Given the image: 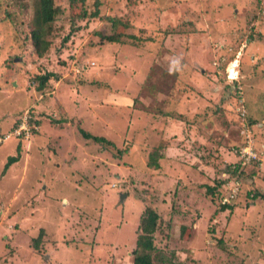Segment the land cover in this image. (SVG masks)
Instances as JSON below:
<instances>
[{
	"label": "rangeland",
	"instance_id": "rangeland-1",
	"mask_svg": "<svg viewBox=\"0 0 264 264\" xmlns=\"http://www.w3.org/2000/svg\"><path fill=\"white\" fill-rule=\"evenodd\" d=\"M135 1L86 0L80 4L87 14L74 20L72 13L81 12L80 8L70 0H55L59 11L47 35L50 49L41 57L36 55L39 67L32 65L35 61L29 58L22 72L5 66L4 60L10 54H19L21 46L11 33L4 36L0 29V128L4 129L2 132L8 130L21 111V126L24 125L19 131L30 129L32 125L26 119L30 120L32 112L40 122H32L39 128V138H30L29 147L21 148L23 157L6 171L10 177L2 184L6 190L2 198L16 193L17 199L11 196L0 210V264H112L110 257L119 262L136 246L137 225L148 205L164 217L163 231L154 235V256L158 257L163 250L176 252V261L168 258L161 262L158 258V264L187 263L190 257L183 254L185 247L195 250L196 259H189L190 264H238L239 260L233 261L234 256L246 259L244 264H264V258H258L262 249L264 252V197H255L251 202L244 198L235 211L220 209L221 212L220 203L207 192L205 184L222 192L223 203L227 187L225 190V185L215 184V180L229 177L220 170L232 158L215 159L220 164L217 169L214 157L208 156L200 148L201 142L194 139L197 132L207 138L212 136V147L218 146L223 155L230 156L228 148H241L234 145L241 132L253 131L255 139L248 136V145L254 146L257 139L259 146L264 147V0ZM95 11L98 13L94 14ZM118 16L128 19L129 26L115 28L109 18ZM185 19L186 26L193 22L200 31L191 32L188 39L178 42V32L186 28L179 25ZM10 26L7 24L6 29L13 33ZM116 32L124 33L120 42L105 39ZM22 60L15 57L14 63L20 65ZM235 60L237 79H232L228 77L229 67ZM174 65L177 68L168 73L166 84L159 83L163 91H157L159 99L171 92L176 99L172 106L189 119L195 110L218 104L217 114L221 118L193 124L171 120L161 137L150 125L151 119L155 120L153 112L144 111L143 104L136 105L132 94L139 91L141 83H149V74L154 79L161 78L165 68L171 70ZM45 70L60 77L39 92L31 75ZM183 81L192 87H183ZM105 83L112 85L111 89ZM173 86L186 88L189 99L176 98ZM235 94H240L238 100L243 99L247 108H252V117L256 119L253 130L249 122H245L246 127L237 125L241 116L236 114ZM139 98L147 105L151 95ZM186 107L191 114L185 112ZM57 117L61 124L53 121ZM79 125L113 141V145L84 138ZM188 134H192L194 145L191 139L180 144L178 141ZM169 138H174L179 147L163 153L159 169L138 177L147 191L144 205L142 199H132L130 188L113 193L108 176L119 186L129 170L134 173L127 163L132 161L115 157L118 148L130 145L126 155L136 160L134 168L147 173L149 169L142 161H148L149 151L156 144L170 141ZM16 143L14 137L4 143L6 154L17 153ZM241 157L250 161L245 154ZM109 165L112 169L106 168ZM261 178L264 170H259L253 181ZM179 180L184 183L179 185ZM175 186L183 190L182 195L177 193L178 197L188 202L178 204L180 208L194 216V210L203 213L187 229L185 238L191 239L183 248L181 241H173L177 233L170 235L169 240L166 238V220L172 215ZM246 186L251 188L249 182ZM60 197L65 200L58 201ZM213 212L219 214L209 220ZM17 224L20 226L16 229ZM97 226H102V234L95 233ZM38 236L37 244L32 238ZM210 236L223 240L217 242ZM74 242L80 249H73ZM230 249L231 256L227 251Z\"/></svg>",
	"mask_w": 264,
	"mask_h": 264
},
{
	"label": "trees",
	"instance_id": "trees-1",
	"mask_svg": "<svg viewBox=\"0 0 264 264\" xmlns=\"http://www.w3.org/2000/svg\"><path fill=\"white\" fill-rule=\"evenodd\" d=\"M85 1L86 0H70V2L73 3L74 7L80 8L81 10V12L80 11L73 12L72 19L75 20L76 18L84 17L87 14L86 9L81 6V4L83 5ZM137 2H139V0L135 1V3ZM96 3L98 4V1ZM58 11H59V8L55 6V0H0V29L2 30V34L4 36H7L11 33V37L13 38L15 37L18 41V44L21 46V51L19 52V54H15L14 56L10 54L9 58L4 60V63H7L5 66L9 68L10 67L14 68L16 73L22 72L23 70H25L24 67L28 64L27 59L30 58L35 61L34 63H32V65H36L37 67H39L40 62H38L39 60L36 58V55L38 57H41L45 55V53L50 49L51 43L50 41H47V35L50 34L51 27H52L51 24L56 19ZM97 13L98 11L94 12V14H97ZM109 19H111L112 24L115 28L119 25H123V27L129 26V23L127 22L128 19L124 18L123 16H118L114 18L110 17ZM7 24L12 25L10 27L12 28L13 33L12 31L6 29ZM185 24H187V19H185L182 23H180L179 26H186ZM194 25L195 24L192 22L191 26H186L185 29H181L180 30L181 33L178 32L179 35L181 34L180 38H178V42H180L181 40L183 41L184 39H188V35H190L189 33L200 31L197 28V26H194ZM123 35L124 33L122 32H116L113 35L106 36L105 39H107L110 42L111 41L120 42L121 37ZM69 37H70V34L69 36L65 38V40H67ZM261 38L262 36L260 37V39ZM0 46H2V44H0ZM0 56H1V52H0ZM15 57L23 58V60L19 63L20 65H18L16 62L14 63ZM185 58L186 57L182 55V58H181L182 61H185ZM163 67H164V64H163ZM176 68L177 66L175 65L172 66L171 70H168L169 68L168 69L165 68L161 78L156 77L154 79L153 76L149 74L148 75V77L150 76L149 83L148 84L141 83L139 91H137L135 94H132L136 105L140 106L143 104L147 108V109L146 108L144 109L142 107L144 111L153 112V115H154L153 118H155V120L151 119L150 125H154V130L158 131L161 134V137H163V135L165 136V131L167 129L166 124H170L171 120H179L185 124H193L199 121L201 123L206 122L208 118H216V119L221 118L220 115L217 114V111H218L217 109L219 108L218 104L211 106L209 108L207 106L206 109L204 110L202 109L195 110V114H193L191 116V119H189L188 118L189 116H187L186 113L182 114L177 111L176 107H174L175 104H174V101L172 100H176V99L172 96L171 92H169L166 97L163 96V99L162 98L159 99L160 97L159 95L157 96V91L159 90L163 92L162 88L159 87V83L161 82L163 84H166L164 80L165 78H169L170 74L168 73H171ZM215 72H218V70L217 71L215 70ZM205 73L208 74V71H205ZM59 77L60 76L56 72L45 70L43 73H39L38 71L35 72L33 75H31V80L35 82L36 90L40 92L46 88V86L52 79L59 80ZM220 78L224 79V77H220ZM81 82L83 83L82 80ZM105 86L108 89L109 88L111 89L112 87V85L108 83H105ZM182 86L183 87L187 86L188 89L192 87L189 84L185 83L184 81H183ZM173 87L175 88L174 91H176V96H175L176 98H178L181 101V99L184 96L185 98L187 96V98L189 99L188 97L189 93H188V90H186V88L181 89V88H177L176 86H173ZM199 93L202 94V91H200ZM146 94L151 95V100L150 99L147 100V102L150 100L148 104L146 103L147 105H145L139 98V96L141 95L145 96ZM165 95H166V92H165ZM202 96L206 97L205 93H203ZM238 96H241V95L240 94L234 95V99L238 105L236 114L241 116V119L237 121L239 122L237 125L239 127H246V125L244 126L245 122L247 123L249 122L248 125L250 126V129H252V127L254 126L253 122L256 120L255 118L252 117L253 110L252 108H249V106L247 108L246 102H243L242 104L238 100L239 99ZM211 100L212 99L210 98L209 102ZM168 105H171V106L174 105L172 106L174 108H171V107L168 108ZM61 111L62 110L59 109V113H62ZM185 112H187L188 115L191 114V113H188V112H191V110L187 107H186ZM19 113L21 116L23 111ZM210 113H212V115H209ZM31 115L32 117H30V120L28 118L26 119V123L32 125L30 129L27 131H25L26 129L24 131H21L22 126L24 124L21 126L22 120L20 116L14 120L12 126L8 130H5L2 132V130L4 129L0 128V170H1L0 184L1 185L3 184L4 181H6L10 177V176H7L6 171L13 164L18 162L21 157H23L21 148L25 146L29 147V144L31 142L30 138L32 137L39 138L40 131H39V128L35 126V124L39 125L40 122L39 120H37V117L33 118V115H34L33 112ZM259 120H262V119H259ZM53 121L58 124H61L62 122L61 118L59 117H57V119H54ZM32 122L35 123L34 126ZM69 122H73V121L69 120ZM79 126H80L79 129L81 131L80 133L84 136V138L93 140L95 142L99 141V142H102L103 144L107 142L106 145H110V146L113 145V141L107 138L105 139V137H100L98 135L92 134L90 131H88L81 125ZM19 129L21 130L19 131ZM252 132L253 131H251V133ZM13 137L17 140V143H16L18 145L16 148L17 153H15V155L6 154V152L3 149L4 147L3 145L6 141H9ZM252 137L255 138L253 135ZM169 139L170 141L168 140L165 143L166 145L156 144L154 148L151 151H149L148 156L146 155L148 161L147 160H145L146 162L142 161V165H144L145 167L149 169L147 173L141 168H134L136 166V160L129 158V155H126L127 151L129 150L130 145H126L124 149L118 148L116 151L117 153L115 157L120 158V159H122L121 157H124V159H128L129 161H132V163H129L125 160L129 165H131L134 173L130 172V170L127 172V174L124 173L126 174V178H123L124 176L122 177L121 179L122 181L120 182L119 186L116 184L115 179L110 178L111 176H108L109 181L112 182V183L110 182V184L112 185L111 188H114L113 193H116L117 191H120V190L130 188L131 189L130 196H132V199H142L143 205H144V202H146L147 200V191H146V188H144L143 184L141 186V182L138 179V177L140 176L145 177L147 176V174H150L153 171H156L157 169H159L161 167L160 159L163 157V153L179 147L178 143L175 142V140H173L174 138H169ZM187 139H191L193 141L192 134H188L185 138H182L179 141L178 140L177 141L180 144H183L185 140ZM194 139L197 140L198 142L199 141L201 142L200 148L206 150L208 156L214 157L212 159H214V163L216 164L217 169L220 168V164H218L216 160H218L219 158L220 159L227 158V157L232 158L228 161V165L225 167H221V170H220L221 173L223 171H226L229 177L226 179L223 176H221V178H217L215 180V184L221 185L223 183V185H225V190L227 187L226 191L228 192L229 200L226 203H221L220 195L222 192L218 190L217 187L212 186L211 184H205V186H207V192L210 193V195L215 199L216 203H220L219 208H218L219 210L221 209L222 211H224V210L229 209L232 212L233 210L235 211V207L237 204H240V202L244 201V198L246 200L248 199V201L251 202L255 197L260 198V199L264 197V186H263L264 184L262 183L264 182V178H261V180L253 181L256 173L259 170H264V164L260 166L258 163L254 161L252 162L249 161L246 164H242L243 159H240V157L238 156L239 153L235 152L234 148L233 149L228 148V153L231 154L230 156L223 155L224 152L222 151L221 153L220 150L218 149V146L214 148L212 147V143L210 142V140L213 142L212 136L207 138V136H205L203 133L197 132V133H194ZM247 139H248L247 131L243 130L241 132L239 141L236 142L234 145L235 146L245 145L247 144ZM87 144H89V142ZM193 145H194V141H193ZM257 147L264 151V147H261V148L259 146ZM162 148L164 149L162 150ZM210 148L211 150H209ZM262 154L264 155V152ZM204 157L205 156H202L201 158L203 159ZM234 158L235 160H233ZM236 158H238V160ZM106 168H111V166L110 165L106 166ZM109 173L110 172H108V175ZM252 181L253 183H251ZM248 182L251 184L252 189L246 188L247 187L246 185L248 184ZM182 183H184V181L181 182V180H179L178 184L181 185ZM115 184L117 185L116 187H114ZM184 188H188V187L185 186ZM182 191L183 190L177 188L176 186L173 189L174 199L172 200V207H171L172 215L168 220H166L167 228L165 230L167 232L166 233L167 240L171 239V236L174 233H177L176 235L177 239L174 237L173 241H176V240L181 241L182 242L181 245L183 248L186 244L189 243L191 239V238H185V233L187 229L190 228V224H193L194 222L199 220V218L201 217L203 213L199 210H197V212L194 210L193 213L197 215V216L196 215L194 216L190 214L189 212H187V210H183L182 208L179 207L178 204L182 203L185 205L188 203L187 200H185V198H183L182 200L184 201H182L178 197L179 195L177 193L179 192V194H181ZM242 195L245 197H242ZM61 199L62 197H60L58 201L61 202ZM62 200L64 201L65 199L63 198ZM161 200L165 201L166 199L162 198ZM173 213H174V218H173ZM217 214L219 213L213 212L212 215H209V220H212ZM180 215H182V217H180ZM166 218L167 217L165 216V219ZM178 218L179 220H182V222H179L178 224H176L175 222L173 223L174 219H178ZM163 221H164V217L162 216V214L159 213V211H157V208L151 205L145 206L141 213V216H140V219L137 225V229H136V231H138L139 233L136 237L137 239L136 246L132 249V251H130V253L126 255V259L119 260V262H121L120 264H158L157 263L158 258L161 260V262H165L168 258H170V260L173 259L176 261L175 250L168 251V252L163 250L160 252L158 257L154 256L153 254V252L157 251L156 249L157 247H155V244H154V235L156 231H163V224H162ZM173 225L175 227H173ZM19 226L20 224H17L15 228L17 229L19 228ZM101 230H102V226H100V229L97 226L95 233L102 234ZM211 231L213 233V230ZM94 235L95 234L93 233V236ZM262 235H264L263 232H262ZM39 237L40 236L36 238L33 237L32 239L38 244L37 240ZM210 237H213V239H216L217 242H221L223 240L222 237L220 238H217L216 236H210ZM68 242H71V239ZM262 242L264 245V240ZM78 245H79L78 243H75V246H73V249L75 248L80 249ZM227 251L230 256L233 255L232 249L227 250ZM194 253H195V250H191L190 247L183 248V254L184 255L187 254L185 257H188V255L190 257L187 259L189 262H191L189 259L191 260L196 259V255ZM258 258H264L263 249H262L261 256H259ZM109 260L112 261V264L119 263L117 259L115 260L116 262L113 261V257H110ZM237 260H239L238 264H244V261L246 259L245 260L243 258L236 259L234 256L233 261H237ZM188 261L185 264H190ZM256 264H259V263H256Z\"/></svg>",
	"mask_w": 264,
	"mask_h": 264
},
{
	"label": "clouds",
	"instance_id": "clouds-1",
	"mask_svg": "<svg viewBox=\"0 0 264 264\" xmlns=\"http://www.w3.org/2000/svg\"><path fill=\"white\" fill-rule=\"evenodd\" d=\"M228 77L231 78L230 75H228ZM232 79H237V77H234ZM239 136H241V135H239ZM248 136H250V138H252V139H255V138L252 137V135H251L250 132L247 133V137ZM239 139H240V137H239ZM255 142L257 143V139L255 140ZM249 143H250V139L248 138L247 139V144H245V145H239V146H241V148L239 150H234V151L239 153L238 156L240 157V159H243V162L242 163H245L246 164L247 162H249V161H247V160H245L244 158L241 157V155L245 154V158H248V160H250L251 162L254 161V162L258 163L260 166H262V164H264V160L263 159H258L257 157L258 156L259 157H264V155L262 154L264 151L261 150V149H258L257 150L255 148V145L254 146H250V145H248ZM246 149H248L249 152L246 151ZM254 153L255 154L258 153V154L257 155H254ZM236 159L238 160V158H236ZM5 191H6L5 188L1 185V189H0V205H1V208H0V210H2V207L5 206L6 201H8L7 199H9V201H10L11 196H13L11 199H13V200H16L17 199L16 193H13L11 196H8L5 199H3L2 198V194ZM14 211H15V208H14Z\"/></svg>",
	"mask_w": 264,
	"mask_h": 264
},
{
	"label": "bare ground",
	"instance_id": "bare-ground-1",
	"mask_svg": "<svg viewBox=\"0 0 264 264\" xmlns=\"http://www.w3.org/2000/svg\"><path fill=\"white\" fill-rule=\"evenodd\" d=\"M236 63H237V60H235L232 64H231V66L229 67V71H230V76H231V78H234V77H236V69L237 68H235V66H236ZM238 66V65H237ZM81 68H84V70H86L87 69V66H80ZM240 93H241V91H240ZM242 94V93H241ZM240 102L243 104V102H244V100L242 99V100H240ZM226 196H225V199L223 200V203H226L229 199H228V193H227V191H226V194H225Z\"/></svg>",
	"mask_w": 264,
	"mask_h": 264
},
{
	"label": "crops",
	"instance_id": "crops-1",
	"mask_svg": "<svg viewBox=\"0 0 264 264\" xmlns=\"http://www.w3.org/2000/svg\"><path fill=\"white\" fill-rule=\"evenodd\" d=\"M257 146H259L258 140H257V143L255 142V148L258 150L259 148ZM259 147H261V146H259Z\"/></svg>",
	"mask_w": 264,
	"mask_h": 264
},
{
	"label": "built area",
	"instance_id": "built-area-1",
	"mask_svg": "<svg viewBox=\"0 0 264 264\" xmlns=\"http://www.w3.org/2000/svg\"><path fill=\"white\" fill-rule=\"evenodd\" d=\"M246 151H248L249 152V150L247 149ZM254 155H256L255 153H254Z\"/></svg>",
	"mask_w": 264,
	"mask_h": 264
},
{
	"label": "water",
	"instance_id": "water-1",
	"mask_svg": "<svg viewBox=\"0 0 264 264\" xmlns=\"http://www.w3.org/2000/svg\"><path fill=\"white\" fill-rule=\"evenodd\" d=\"M126 195V194H125ZM122 196V195H121Z\"/></svg>",
	"mask_w": 264,
	"mask_h": 264
}]
</instances>
